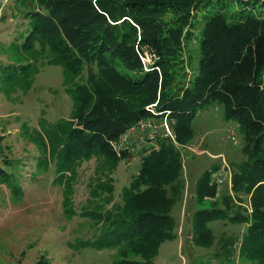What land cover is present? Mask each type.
<instances>
[{
  "label": "trees",
  "instance_id": "trees-1",
  "mask_svg": "<svg viewBox=\"0 0 264 264\" xmlns=\"http://www.w3.org/2000/svg\"><path fill=\"white\" fill-rule=\"evenodd\" d=\"M14 1L27 22L3 48L10 58L0 65V80L24 94L39 64L61 69L70 114L53 124L40 117L27 138L37 141V166L47 169L49 160L53 165L64 216L89 219L96 230L80 246L114 249L113 264H152L160 244L174 237L170 210L184 187L176 145L191 142L194 113L216 105L224 121L236 122L243 159L232 167L230 191H216L210 179L218 166L200 173L191 200L201 205L216 195L220 206L210 203L192 213L189 241L208 249L213 237L207 223L244 224L239 237L222 235L211 257L264 264V0ZM137 37L159 56L156 110L169 111L174 120V143L156 139L157 149L141 159L115 202L111 175L117 157L109 142L146 117L144 107L157 90V75L143 72L133 51ZM183 65L192 72L188 81ZM180 76L186 87L178 86ZM91 158L97 164L86 184L88 208L76 213L70 204L74 170ZM5 180L10 184V177ZM245 197L249 212L240 206L233 211L231 199L240 203ZM35 264L47 263L39 258Z\"/></svg>",
  "mask_w": 264,
  "mask_h": 264
},
{
  "label": "rangeland",
  "instance_id": "rangeland-1",
  "mask_svg": "<svg viewBox=\"0 0 264 264\" xmlns=\"http://www.w3.org/2000/svg\"><path fill=\"white\" fill-rule=\"evenodd\" d=\"M17 5L14 0H0V65H3L2 62L5 63L6 55L10 58L4 50L5 46L21 34L27 22L22 19V14L17 12ZM197 34L198 30L193 32V37ZM193 39L188 49L193 48L195 43ZM133 51L142 71L146 73L148 70L154 71L157 75L154 100L144 107V111L147 113L146 118L153 116L147 110H155L154 114L158 117L157 113L160 111L158 112L156 108L161 101L160 69L157 64L159 56L148 45L140 44L138 37L133 44ZM40 65L33 75L29 90L24 94L12 89L13 82L0 80V264H35L39 258H43L47 264H113L116 258L114 249L97 250L92 246H80V243L96 236L92 222L79 216H72L69 219L64 216L61 209V188L53 182L54 169L51 161H48L47 169L37 166V158L40 155L36 146L37 141L35 137L28 139L27 135L38 129L40 117L48 124L65 120L72 105L71 99L61 87V69L56 66ZM182 70H186L182 72L188 81L192 72L186 65H183ZM183 77L179 78V87L185 86L184 81H181ZM263 78L264 71L262 74L264 82ZM166 118L174 124V120ZM141 119L143 117L136 122ZM130 126L109 142L112 151L111 144L116 143L119 136L125 134ZM191 130V142L176 145L177 152L182 158L184 187L179 200L170 210L174 222V237L160 244L152 264H227L211 257L214 251H218L219 239L222 235L225 238L239 237L245 229L244 224L212 221L206 225L213 237L210 248L196 247L189 241V221L192 213L209 208L210 203L217 206L220 203L215 198L216 195L210 201L204 200L201 205L191 200L194 184L200 173L212 166H218L210 179L216 191L226 186L230 191L232 167L243 159L238 126L235 121L223 120L220 107L208 105L197 110L191 121ZM124 154L126 157V153ZM120 156L122 157V154ZM121 157H117V165L111 175L115 202L119 201L121 189L136 175L139 165L137 156L129 160ZM96 164L95 159L91 158L80 162L74 170L70 204L76 213L88 208L86 184L94 178ZM9 177L11 181L7 184L5 179ZM245 198L244 202L240 203L231 199L233 211L240 206V210L249 212L248 197ZM232 261L234 264H243L234 258L231 259V263Z\"/></svg>",
  "mask_w": 264,
  "mask_h": 264
},
{
  "label": "built area",
  "instance_id": "built-area-1",
  "mask_svg": "<svg viewBox=\"0 0 264 264\" xmlns=\"http://www.w3.org/2000/svg\"><path fill=\"white\" fill-rule=\"evenodd\" d=\"M150 115L148 118H143L133 123L126 130L122 136H119L116 143H112L111 146L117 157L129 160L137 156L138 163L143 157H146L150 151L157 149L156 139H169L174 143V135L171 128V124L166 117L169 115V111H161L157 113L155 110H147ZM135 143V144H134ZM135 147L134 149L132 146ZM126 153V157L125 154ZM231 264H234L232 261Z\"/></svg>",
  "mask_w": 264,
  "mask_h": 264
},
{
  "label": "crops",
  "instance_id": "crops-1",
  "mask_svg": "<svg viewBox=\"0 0 264 264\" xmlns=\"http://www.w3.org/2000/svg\"><path fill=\"white\" fill-rule=\"evenodd\" d=\"M193 151H195L196 153H198L196 150H193ZM196 153H195V154H196Z\"/></svg>",
  "mask_w": 264,
  "mask_h": 264
}]
</instances>
